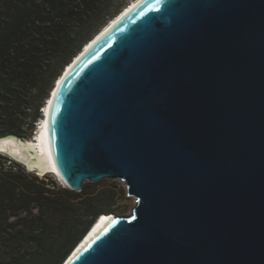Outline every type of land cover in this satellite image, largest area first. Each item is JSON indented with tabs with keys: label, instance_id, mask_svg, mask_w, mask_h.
<instances>
[{
	"label": "water",
	"instance_id": "obj_1",
	"mask_svg": "<svg viewBox=\"0 0 264 264\" xmlns=\"http://www.w3.org/2000/svg\"><path fill=\"white\" fill-rule=\"evenodd\" d=\"M50 98L66 187L137 199L63 264H264V0H137Z\"/></svg>",
	"mask_w": 264,
	"mask_h": 264
},
{
	"label": "trees",
	"instance_id": "obj_2",
	"mask_svg": "<svg viewBox=\"0 0 264 264\" xmlns=\"http://www.w3.org/2000/svg\"><path fill=\"white\" fill-rule=\"evenodd\" d=\"M111 3L0 0V132L33 133L64 68L122 10ZM46 179L0 173V264H63L93 222L115 211L105 190L78 200Z\"/></svg>",
	"mask_w": 264,
	"mask_h": 264
},
{
	"label": "bare ground",
	"instance_id": "obj_3",
	"mask_svg": "<svg viewBox=\"0 0 264 264\" xmlns=\"http://www.w3.org/2000/svg\"><path fill=\"white\" fill-rule=\"evenodd\" d=\"M136 1L137 0H132L125 8H127L131 4L133 5L134 3H136ZM112 19H114V17ZM69 64L70 63H68L67 65ZM48 98H50V95ZM45 105L46 103H44V106ZM48 108H49V105L46 108L47 110L46 115L44 114L42 115V118L45 120L42 122V125L40 129L38 130V132L36 133L35 137L31 136L26 139L25 138L21 139L14 134L1 135L0 136V151H4L5 153H8L10 155L17 157L18 159H20L22 163H24V165L27 168L32 169V170H39V173L41 175L50 174L52 176H58V178L64 183L58 171V168L54 162V159L52 158L50 148H49L48 131H47ZM109 215H111V213L109 212L102 213L98 217V219H96L95 223L86 233L85 236L87 237L82 242V244L79 246V248L82 247L84 243L88 241L95 234L98 228L102 226V224H104L105 221L109 218Z\"/></svg>",
	"mask_w": 264,
	"mask_h": 264
},
{
	"label": "rangeland",
	"instance_id": "obj_4",
	"mask_svg": "<svg viewBox=\"0 0 264 264\" xmlns=\"http://www.w3.org/2000/svg\"><path fill=\"white\" fill-rule=\"evenodd\" d=\"M131 1L132 0H112L111 6L115 11H117L120 8L124 9ZM30 134L31 133H29L28 136L25 137V139L31 137L32 135ZM50 176L52 177V175L50 174L44 175V177H47L46 180H48ZM55 177L56 176H53V178ZM57 181L61 184L62 187H66L60 179ZM102 190H105L106 194L109 193L113 197V200H114L113 208L115 210L113 211L114 213L118 215L127 216L133 212V209L137 204V199L136 197L129 195L128 190H127V185L124 180L106 178L100 181H87L85 182L84 188L82 191L80 192H77L74 190H71V191L78 193L77 199L80 200L88 196H95L97 193H99ZM11 219L13 220L14 218H11Z\"/></svg>",
	"mask_w": 264,
	"mask_h": 264
},
{
	"label": "built area",
	"instance_id": "obj_5",
	"mask_svg": "<svg viewBox=\"0 0 264 264\" xmlns=\"http://www.w3.org/2000/svg\"><path fill=\"white\" fill-rule=\"evenodd\" d=\"M19 138H21V137H19ZM18 171H25L28 173L38 175L41 178H44V175H41L39 173V170L29 169L17 157L10 155L8 153H5L4 151H0V173L18 172ZM63 184L65 185V183H63Z\"/></svg>",
	"mask_w": 264,
	"mask_h": 264
},
{
	"label": "clouds",
	"instance_id": "obj_6",
	"mask_svg": "<svg viewBox=\"0 0 264 264\" xmlns=\"http://www.w3.org/2000/svg\"><path fill=\"white\" fill-rule=\"evenodd\" d=\"M50 99V98H49ZM48 102V101H47ZM47 104V103H46ZM46 106V105H45ZM45 106H43V107H45ZM42 110V114H44V115H46V113H47V110H46V108L45 109H41ZM42 117H40L36 122H37V124H36V122H35V129L33 130L34 132L31 134L32 135V137H35L36 136V133L38 132V130L40 129V127H41V124H39L38 122L39 121H41V122H43L42 121ZM36 131V132H35ZM56 177H58V176H56ZM56 179H58V178H56ZM59 180V179H58ZM100 219V218H99Z\"/></svg>",
	"mask_w": 264,
	"mask_h": 264
}]
</instances>
